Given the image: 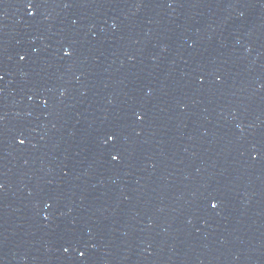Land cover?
<instances>
[{"label": "water", "instance_id": "1", "mask_svg": "<svg viewBox=\"0 0 264 264\" xmlns=\"http://www.w3.org/2000/svg\"><path fill=\"white\" fill-rule=\"evenodd\" d=\"M0 264H264V0H0Z\"/></svg>", "mask_w": 264, "mask_h": 264}, {"label": "snow or ice", "instance_id": "2", "mask_svg": "<svg viewBox=\"0 0 264 264\" xmlns=\"http://www.w3.org/2000/svg\"><path fill=\"white\" fill-rule=\"evenodd\" d=\"M29 7L31 8V3H29ZM66 53H67V49L65 50ZM111 138V137H110ZM21 143H23V141H21Z\"/></svg>", "mask_w": 264, "mask_h": 264}]
</instances>
